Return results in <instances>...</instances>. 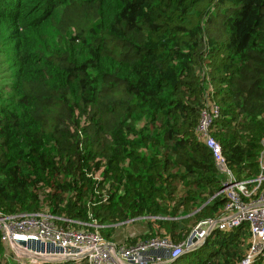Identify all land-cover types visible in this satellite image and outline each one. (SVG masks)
Wrapping results in <instances>:
<instances>
[{
	"label": "trees",
	"instance_id": "obj_1",
	"mask_svg": "<svg viewBox=\"0 0 264 264\" xmlns=\"http://www.w3.org/2000/svg\"><path fill=\"white\" fill-rule=\"evenodd\" d=\"M214 106L228 166L257 179L264 0H0V214L186 241L226 205L199 132ZM250 247L243 223L170 264H241ZM0 264L31 263L0 233Z\"/></svg>",
	"mask_w": 264,
	"mask_h": 264
},
{
	"label": "built area",
	"instance_id": "obj_2",
	"mask_svg": "<svg viewBox=\"0 0 264 264\" xmlns=\"http://www.w3.org/2000/svg\"><path fill=\"white\" fill-rule=\"evenodd\" d=\"M214 107L203 114L199 132L224 176L219 194L226 198V205L220 217L200 222L186 241L176 244L167 238H152L128 247L109 242L98 232L70 228L74 221L48 213L0 214L2 239L17 259L31 264H169L203 245L215 231L248 223L251 247L241 264H254L264 258V143L261 175L254 180H238L211 133L213 121L219 115V109ZM250 184L254 185L252 189H249Z\"/></svg>",
	"mask_w": 264,
	"mask_h": 264
},
{
	"label": "rangeland",
	"instance_id": "obj_3",
	"mask_svg": "<svg viewBox=\"0 0 264 264\" xmlns=\"http://www.w3.org/2000/svg\"><path fill=\"white\" fill-rule=\"evenodd\" d=\"M132 225V224H131ZM136 231H138L139 232V234L140 233H142V228H141V226H139V225H137V224H133V226H128V228H124V227H121L120 229H118V231H117V234H116V240L119 242H123V240L129 235V234H131L129 237H136L138 234H137V232ZM113 240H115V239H113ZM111 241V242H114V243H116L117 244V241L115 242V241Z\"/></svg>",
	"mask_w": 264,
	"mask_h": 264
},
{
	"label": "crops",
	"instance_id": "obj_4",
	"mask_svg": "<svg viewBox=\"0 0 264 264\" xmlns=\"http://www.w3.org/2000/svg\"><path fill=\"white\" fill-rule=\"evenodd\" d=\"M239 180V179H238ZM128 226H133V225H127L126 227H124V228H128ZM144 228H142V233H144ZM137 232V234L139 235V232L138 231H136ZM132 234V233H131ZM131 234H129L126 238H129V236L131 235Z\"/></svg>",
	"mask_w": 264,
	"mask_h": 264
},
{
	"label": "clouds",
	"instance_id": "obj_5",
	"mask_svg": "<svg viewBox=\"0 0 264 264\" xmlns=\"http://www.w3.org/2000/svg\"><path fill=\"white\" fill-rule=\"evenodd\" d=\"M184 241H185V240H184ZM184 241H183V242H184ZM206 242H207V241H206ZM206 242H205V243H206ZM181 243H182V242H181ZM205 243H204V244H205ZM204 244H203V245H204ZM200 246H201V245H200ZM200 246H199V247H200ZM199 247H197L195 250L199 249ZM195 250H194V251H195ZM185 255H186V254H185ZM183 256H184V255H183ZM181 257H182V256H181ZM178 259H179V258H178ZM175 261H176V260H175ZM173 262H174V261H173ZM171 263H172V262H171ZM169 264H170V263H169Z\"/></svg>",
	"mask_w": 264,
	"mask_h": 264
},
{
	"label": "water",
	"instance_id": "obj_6",
	"mask_svg": "<svg viewBox=\"0 0 264 264\" xmlns=\"http://www.w3.org/2000/svg\"><path fill=\"white\" fill-rule=\"evenodd\" d=\"M22 245H24V243H22ZM204 245H201L199 248H202Z\"/></svg>",
	"mask_w": 264,
	"mask_h": 264
}]
</instances>
